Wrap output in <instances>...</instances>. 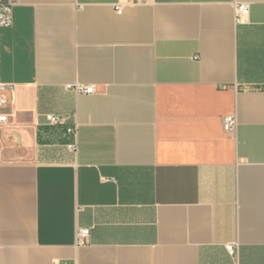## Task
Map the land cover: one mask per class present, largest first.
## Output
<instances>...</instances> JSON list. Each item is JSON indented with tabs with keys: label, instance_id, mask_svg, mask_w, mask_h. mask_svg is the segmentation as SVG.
I'll list each match as a JSON object with an SVG mask.
<instances>
[{
	"label": "crops",
	"instance_id": "0c3cea01",
	"mask_svg": "<svg viewBox=\"0 0 264 264\" xmlns=\"http://www.w3.org/2000/svg\"><path fill=\"white\" fill-rule=\"evenodd\" d=\"M0 83V264H264V0H20Z\"/></svg>",
	"mask_w": 264,
	"mask_h": 264
},
{
	"label": "built area",
	"instance_id": "2783aa9c",
	"mask_svg": "<svg viewBox=\"0 0 264 264\" xmlns=\"http://www.w3.org/2000/svg\"><path fill=\"white\" fill-rule=\"evenodd\" d=\"M129 4L132 5H139V4H146L149 3L151 0H127ZM20 3V0H0V28L1 27H8L12 24V10L13 8ZM248 7L246 3H236L235 4V11L237 21L241 20L243 14L247 13ZM117 13H121L122 9L120 6H117L116 9ZM68 89H72L76 92H82L86 94H91L94 92V87L92 85H83V84H69L67 85ZM14 89V85L10 83H0V108L5 107L8 98L3 93V91L8 90L12 91ZM260 89L264 90V86ZM47 120L53 124L63 123L64 118L61 115H52L48 114L46 116ZM7 121V116L5 114L0 113V126ZM236 119L232 115H227L223 117V128L225 131H230L235 126ZM67 132L71 133L72 135L76 134V127H69ZM74 147V145H71ZM77 243L83 244L85 243L88 235H89V228L82 227L77 230ZM227 251L229 254H233L236 250L235 244H227L226 245Z\"/></svg>",
	"mask_w": 264,
	"mask_h": 264
}]
</instances>
